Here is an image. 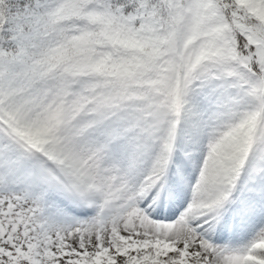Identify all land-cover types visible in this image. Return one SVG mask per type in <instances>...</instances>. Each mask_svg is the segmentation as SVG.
I'll list each match as a JSON object with an SVG mask.
<instances>
[{
    "label": "snow or ice",
    "instance_id": "1",
    "mask_svg": "<svg viewBox=\"0 0 264 264\" xmlns=\"http://www.w3.org/2000/svg\"><path fill=\"white\" fill-rule=\"evenodd\" d=\"M0 264H264V0H0Z\"/></svg>",
    "mask_w": 264,
    "mask_h": 264
}]
</instances>
